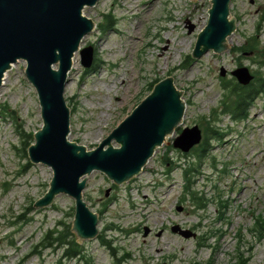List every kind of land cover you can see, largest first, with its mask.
<instances>
[{
    "label": "rangeland",
    "instance_id": "rangeland-1",
    "mask_svg": "<svg viewBox=\"0 0 264 264\" xmlns=\"http://www.w3.org/2000/svg\"><path fill=\"white\" fill-rule=\"evenodd\" d=\"M211 5V0H98L84 8L95 27L79 49L92 48L93 65H81L79 50L71 59L75 66L63 94L70 110L68 140L97 147L155 79L172 78L185 110L176 131L155 148L137 176L114 186L100 171L87 175L82 195L98 216V233L79 242L84 255L79 261L41 245L48 231L61 229L58 223L71 226L75 204L65 193L45 207L33 204L45 195L52 170L31 163L28 148L23 151L17 126L34 133L43 124L25 62L11 65L0 87V264H264V239L250 232L253 215L264 217V95L246 121H231L220 105L227 94L222 83L235 81L230 72L238 64L253 77L264 75L258 51L241 55L237 50L255 37L264 44V0H230L228 12L236 23L228 37L230 48L193 58ZM103 14L115 22L104 34ZM208 123L219 137L207 139L201 160L194 152L197 146L187 153L174 149L183 128L196 125L204 137ZM111 145L119 147L114 141ZM185 187L197 193L204 208ZM174 226L195 236L172 232ZM101 237L112 250L101 244Z\"/></svg>",
    "mask_w": 264,
    "mask_h": 264
},
{
    "label": "water",
    "instance_id": "water-1",
    "mask_svg": "<svg viewBox=\"0 0 264 264\" xmlns=\"http://www.w3.org/2000/svg\"><path fill=\"white\" fill-rule=\"evenodd\" d=\"M97 1L0 0V87L10 66L19 60L25 62V77L36 90L43 124L34 133L35 141L28 147L27 156L30 162L44 164L53 171L48 190L34 206L45 207L58 194L70 196L75 204L71 228L79 242L94 239L98 233V216L90 211L82 196L87 175L100 171L115 185L137 176L154 155L155 148L174 133L185 110L181 92L172 78L165 77L154 84L152 91L97 148L87 149L68 140L70 112L63 96L64 87L73 55L79 50L82 38L95 27L83 10ZM211 2L207 25L193 46V58L209 50L221 53L230 48L228 37L236 26L228 12L230 0ZM79 53L81 65L90 68L91 47L81 48ZM220 70L222 77L226 71ZM231 75L242 86L252 81L247 67L235 68ZM200 140L201 130L194 125L182 129L173 140V147L187 153ZM112 141L119 147L112 146ZM106 191L107 196L109 191ZM171 231L185 238L195 236L177 226L171 227Z\"/></svg>",
    "mask_w": 264,
    "mask_h": 264
},
{
    "label": "trees",
    "instance_id": "trees-1",
    "mask_svg": "<svg viewBox=\"0 0 264 264\" xmlns=\"http://www.w3.org/2000/svg\"><path fill=\"white\" fill-rule=\"evenodd\" d=\"M102 23L100 24V32L102 34L107 33L113 30V26L115 24L113 17L110 14H103ZM257 37L249 39L247 42L244 43L241 47H238L237 50L240 54H244V52H251V51H258L260 57L263 60H258L259 64L264 66V44L262 46L259 45V42L256 40ZM241 66V64H238ZM159 81L155 79L151 84L149 91L152 89L153 84ZM222 90H225L227 94H225V99L221 102L222 105V115L226 114L230 116L233 122L238 121H246L249 117V111L251 107L254 105V102L258 99V97L264 95V75L261 72H256L253 78V81L246 86H241L234 81L233 83H222ZM2 109H9L8 105H2ZM10 117L14 118L17 117L14 112L9 113ZM17 118L13 119L14 121ZM211 124H206L204 127V139L202 143L194 149L196 153L197 160H201L204 156V152L206 150V142L207 139L218 138L219 134L215 129L210 128ZM21 128V129H20ZM16 130L18 131V135L21 138L22 148L23 151L27 149V147L33 142L32 133L27 132L25 133L22 130V125H18ZM187 171L185 170L183 173L185 181H188L185 174ZM185 193L190 197V199L194 200L200 208H204L203 200L199 198L195 192H191V189L185 187ZM253 224L250 232L256 235L258 241H262L264 239V217L261 214H254L253 215ZM60 230L54 229V231H48L43 239L41 245L44 248L51 249L53 251L60 250L62 251V257L65 259H75L80 260L84 255L83 251H81V246L77 243V240L72 235L71 228L69 225H61ZM100 242L103 246H106L107 249L110 248V244L104 238H100ZM112 250V249H111Z\"/></svg>",
    "mask_w": 264,
    "mask_h": 264
},
{
    "label": "bare ground",
    "instance_id": "bare-ground-1",
    "mask_svg": "<svg viewBox=\"0 0 264 264\" xmlns=\"http://www.w3.org/2000/svg\"><path fill=\"white\" fill-rule=\"evenodd\" d=\"M75 57H76V54L74 55V57H73V60H74V58H75ZM72 65H74V66H75L74 62H73V64H72ZM67 84H68V83H67ZM67 84H66V86H67V87H69V86H70V84H68V85H67ZM67 87H66V88H67ZM183 100H184V99H183ZM183 102H185V101H183ZM184 104H185V103H184Z\"/></svg>",
    "mask_w": 264,
    "mask_h": 264
}]
</instances>
